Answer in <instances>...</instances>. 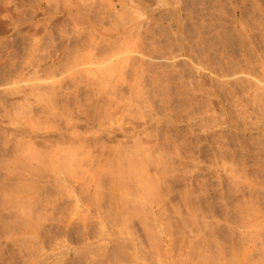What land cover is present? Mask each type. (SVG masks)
Wrapping results in <instances>:
<instances>
[{
    "label": "rangeland",
    "instance_id": "rangeland-1",
    "mask_svg": "<svg viewBox=\"0 0 264 264\" xmlns=\"http://www.w3.org/2000/svg\"><path fill=\"white\" fill-rule=\"evenodd\" d=\"M100 87L102 89H99ZM261 88L264 89V0H0V181H3L0 182V249L6 251L7 256L4 257L22 264L18 251L26 248L32 250L35 257L29 260L34 263L46 259L54 251H60L69 253L65 258L62 256L63 260L76 264L79 258L89 252L101 251L107 252L109 257L113 255V258L118 255L116 259L120 260V264H130L125 260L130 261L131 258L138 260L137 264H203L200 259V239H203L204 233L213 230L211 236L207 235L218 248V264H233V261L234 264H264V90ZM74 89L80 91L81 96L77 99L73 98V95L70 96ZM86 95L91 96L90 101ZM70 103L72 107L90 112L92 120H95L93 115L97 116L95 121L90 120V124L82 125L75 131H81L79 133L87 135L90 139H93L92 136L98 137L102 143L98 142L95 146L91 143L88 152L84 154L76 150V164L63 159L62 167L61 159H55V156L52 159L48 154H45L46 157L51 159L48 157L49 161L46 157L42 158L45 162L43 166L41 161L36 164L37 160L24 158V154L30 152L29 149H34V154L36 152L42 156L46 151L50 155V151H53V155L56 152L66 154L67 148H59L53 143L52 133L55 126H61V122L66 120L67 111L64 112L66 109L62 108ZM178 110L183 112H177ZM165 135L175 140L168 137L167 142L163 143ZM151 137L157 138L164 150H153ZM176 138L178 141L182 139L183 143L179 141L181 146L179 143L177 146V142L172 145L177 141ZM136 139L141 140V143L138 142L141 146L134 150L137 152L134 153L131 144L132 141L136 142ZM50 140L52 143H49ZM29 142L31 143L27 146ZM184 142L191 144L188 146ZM32 143L34 145H31ZM44 144H51V149H47ZM12 145L20 147L14 151L15 156L11 155L13 151L10 152ZM31 146L34 148H29ZM182 146L188 148L183 150ZM26 147L27 153L24 150ZM76 147L77 145L70 146L68 151ZM180 148L185 153V158L182 156L181 159L185 163L180 160ZM56 149L61 151H55ZM122 150H125V153L129 151L132 155L137 154L133 155L137 157L136 163L130 166L128 162L135 160V157L130 159V154L131 156L127 155L129 159H124ZM140 150L141 156L138 154ZM174 150L180 156L176 155ZM179 150L181 152H178ZM189 152L195 155L194 158ZM142 157L144 161L140 160ZM54 159H58L56 164ZM144 163L148 172L142 168L145 167L142 166ZM26 166L31 168L27 170ZM172 168L175 169L171 170ZM155 169L161 170L162 173L158 170L156 172ZM131 173L138 179L149 178L150 175V180L153 179L155 183V177L158 179L159 175L163 180L166 179L164 182L170 187L169 191L172 190L171 193L168 191L169 203L166 202L167 207L163 210L166 214L153 215L158 216L154 219L151 214V218L145 215L150 213L148 208L151 201L147 197L153 189L147 190L149 194L145 195L142 191L135 197L132 190H127V184L135 180ZM63 176L66 181L69 177V182L75 183V188L72 193L68 192L69 195L67 190L71 189L69 190ZM56 186L61 189V192L57 189V194ZM61 186H67V190ZM33 187H39L45 190V193L41 190L39 195ZM181 191H184L183 194ZM188 196L191 199L194 197L192 201H188ZM184 198L187 200L186 204ZM107 201L113 202V205H109ZM188 202L193 205L188 206ZM242 202L243 206H240ZM242 210L247 211L251 217L248 218L245 215L247 212ZM108 216L109 219H106ZM157 218L161 220L158 221ZM19 219L24 224L29 222V226L34 229H17L22 226L19 225ZM6 221L11 227H8L7 233L6 226L4 229L2 227ZM30 229L34 231L30 233ZM250 244H253L252 247ZM198 246H201L200 249ZM121 248L124 252L128 249L127 253L130 255L125 254L130 258H125ZM117 249L123 252L119 250L121 256L119 251L116 252ZM114 251L116 255L113 254ZM98 258L103 261V258ZM98 258L95 259L96 264L100 263Z\"/></svg>",
    "mask_w": 264,
    "mask_h": 264
},
{
    "label": "bare ground",
    "instance_id": "bare-ground-1",
    "mask_svg": "<svg viewBox=\"0 0 264 264\" xmlns=\"http://www.w3.org/2000/svg\"><path fill=\"white\" fill-rule=\"evenodd\" d=\"M30 1V0H29ZM33 2V1H32ZM197 2V1H196ZM252 2V1H251ZM226 4V3H225ZM252 4V3H251ZM254 5H256V3L254 4ZM212 6V5H211ZM196 7H199V6H196ZM246 7V6H245ZM207 8V7H206ZM255 8V7H254ZM194 9V8H193ZM91 10V9H90ZM207 10H208V8H207ZM213 10V9H212ZM219 10H221V9H219ZM95 11V10H94ZM96 12V11H95ZM97 13V12H96ZM196 13V12H195ZM223 13V12H222ZM106 14V13H105ZM113 14V13H112ZM207 14V13H206ZM208 15V14H207ZM101 16V15H100ZM99 17V16H98ZM244 17V16H243ZM96 18V17H95ZM100 19V18H99ZM109 19V18H108ZM133 20V19H132ZM201 20V19H200ZM101 21V20H100ZM130 22V21H129ZM188 24V23H187ZM190 24V23H189ZM6 27V26H5ZM205 27V26H204ZM10 28V27H9ZM247 28V27H246ZM5 29V28H4ZM7 29V28H6ZM160 30V29H159ZM250 30V29H249ZM163 31V30H162ZM251 31V30H250ZM18 32V31H17ZM248 32V31H247ZM246 32V33H247ZM223 33V32H222ZM172 34V33H171ZM187 34V33H186ZM215 34V33H214ZM232 34V33H231ZM251 34V33H250ZM192 35V34H191ZM212 35V34H211ZM159 36V35H158ZM213 36V35H212ZM19 37V36H18ZM149 37V36H148ZM209 37V36H208ZM216 37V36H215ZM11 38V37H10ZM24 39H26V38H24ZM170 39V38H169ZM185 39V38H184ZM188 39V38H187ZM204 39V38H203ZM261 39V38H260ZM11 41V40H10ZM22 41V40H21ZM24 41V40H23ZM28 42V41H27ZM166 42V41H165ZM177 42V41H176ZM33 43H34V41H33ZM150 43V42H149ZM189 43V42H188ZM206 43V42H205ZM29 44V43H28ZM169 44H171V43H169ZM205 45V44H204ZM11 46V45H10ZM198 46V45H197ZM201 46V45H200ZM18 47V46H17ZM32 47V46H31ZM83 47V46H82ZM153 47V46H152ZM205 47V46H204ZM207 47V46H206ZM169 48V47H168ZM186 48V47H185ZM190 48V47H189ZM226 48V47H225ZM34 49V48H33ZM76 49V48H75ZM201 49V48H200ZM220 49V48H219ZM250 49V48H249ZM30 50H31V48H30ZM35 50V49H34ZM65 50H66V48H65ZM219 51V50H218ZM258 53H260V51L258 52ZM156 54V53H155ZM166 55V54H165ZM216 55V54H215ZM158 56V55H157ZM196 56V55H195ZM253 56V55H252ZM222 57V56H221ZM255 57V56H254ZM153 58V57H152ZM245 58V57H244ZM154 59H156V58H154ZM158 59V58H157ZM254 59V58H253ZM31 60V59H30ZM152 60V59H151ZM213 60V59H212ZM215 60V59H214ZM231 60V59H230ZM235 60V59H234ZM255 60V59H254ZM159 61V60H158ZM35 62V61H34ZM39 62V61H38ZM37 62V63H38ZM135 62V61H134ZM197 62V61H196ZM30 63V62H29ZM29 63H27V64H29ZM37 63H36V65H37ZM153 63H155V62H153ZM163 63V62H162ZM167 63V62H166ZM151 64H152V62H151ZM155 65V64H154ZM160 65V64H159ZM171 65V64H170ZM169 66V65H168ZM260 66V65H259ZM119 67H121V65L119 66ZM136 67V66H135ZM132 68V67H131ZM138 68V67H137ZM224 68V67H223ZM196 69V68H195ZM220 69V68H219ZM218 69V70H219ZM236 69V68H235ZM108 70V69H107ZM111 70V69H110ZM161 70V69H160ZM139 71H141V70H139ZM132 72V71H131ZM160 72V71H159ZM159 72H157V73H159ZM165 72H166V70H165ZM262 72V71H261ZM261 72L259 73V74H261ZM138 73V72H137ZM164 73V72H163ZM3 74V73H2ZM1 74V75H2ZM105 74V73H104ZM164 74H166V73H164ZM163 74V75H164ZM257 74V73H256ZM258 74V75H259ZM5 75V74H4ZM141 75V74H140ZM143 75V74H142ZM251 76H252V74H251ZM9 77V76H8ZM103 77V76H102ZM260 77H262V76H260ZM159 78V77H158ZM242 78V77H241ZM240 78V79H241ZM138 79V78H137ZM199 79V78H198ZM87 80V79H86ZM77 81V80H76ZM221 81V80H220ZM227 81H230V80H227ZM251 81V80H250ZM253 81V80H252ZM72 82H73V80H72ZM89 82H91V81H89ZM100 82V81H99ZM256 82V81H255ZM254 82V83H255ZM76 83H78V82H76ZM138 83V82H137ZM143 83V82H142ZM163 83V82H162ZM170 83V82H169ZM168 83V84H169ZM246 83V82H245ZM81 84V83H80ZM200 84V83H199ZM250 84V83H249ZM258 84V83H257ZM188 85V84H187ZM215 85V84H214ZM217 85V84H216ZM225 85V84H224ZM93 86V85H92ZM155 86V85H154ZM178 86V85H177ZM185 86V85H184ZM222 86V85H221ZM226 86H228V85H226ZM43 87V86H42ZM133 87V86H132ZM75 88V87H74ZM92 88V87H91ZM219 88V87H218ZM229 88V87H228ZM232 88V87H231ZM32 89V88H31ZM99 89H102L101 87L99 88ZM170 89V88H169ZM221 89V88H220ZM260 89V88H259ZM262 89V88H261ZM75 90V89H74ZM89 90V89H88ZM106 90V89H105ZM118 90H120V89H118ZM161 90V89H160ZM171 90V89H170ZM173 90V89H172ZM262 90H264V89H262ZM87 91V90H86ZM91 91V90H90ZM89 91V92H90ZM93 91V90H92ZM98 91V90H97ZM173 91H175V90H173ZM217 91H218V89H217ZM216 91V92H217ZM31 92H32V90H31ZM30 92V93H31ZM95 92V91H94ZM135 92V91H134ZM16 94V93H15ZM84 94H86V93H84ZM140 94V93H139ZM144 94V93H143ZM168 94V93H167ZM219 94V93H218ZM257 94V93H256ZM47 95V94H46ZM73 95V96H72ZM80 95V91L79 90H75L74 92H73V94H71L70 96H72L73 98H78V96ZM94 95V94H93ZM92 95V96H93ZM146 95H147V93H146ZM146 95H144V97L146 96ZM254 95V94H253ZM67 96V95H66ZM69 96V97H70ZM81 96V95H80ZM79 96V97H80ZM138 96V95H137ZM155 96V95H154ZM185 96V95H184ZM183 96V97H184ZM262 96H264V95H262ZM83 98H84V95L82 96ZM86 98H89V101H90V95H89V97H88V95H86L85 96ZM107 97H109V96H107ZM149 97V96H148ZM156 97V96H155ZM186 97V96H185ZM201 97V96H200ZM86 98H85V100H86ZM99 98V97H98ZM146 98V97H145ZM55 99V98H54ZM60 99V98H59ZM93 99V98H92ZM101 99V98H100ZM177 99V98H176ZM186 99H187V97H186ZM199 99V98H198ZM261 99V98H260ZM65 100H66V98H65ZM75 100V99H74ZM98 100V99H97ZM178 100V99H177ZM193 100V99H192ZM202 100V99H201ZM249 100V99H248ZM256 100V99H255ZM77 101V100H76ZM76 101L75 102H73V105H74V103H76ZM170 101H171V98H170ZM261 101V100H260ZM54 102V101H53ZM78 102V101H77ZM102 102V101H101ZM195 102V101H194ZM232 102V101H231ZM248 102V101H247ZM56 103V102H55ZM57 103H58V101H57ZM60 103V102H59ZM80 103V102H79ZM187 103H188V101H187ZM196 103V102H195ZM201 103V102H200ZM236 103V102H235ZM252 103V102H251ZM67 104V103H66ZM65 104V105H66ZM164 104V103H163ZM174 104V103H173ZM237 104V103H236ZM11 105V104H10ZM72 105V103H70V105L68 104L66 107H68V106H70V107H68V109L66 108V107H64V108H62V110L64 109H66L64 112H66L67 111V118H66V120L64 119V121H62L61 122V126H55V130H54V133H52L53 135H54V139L52 140L53 141V143L55 144L56 143V145L57 146H59V148H67L66 150H67V152H66V154L64 153V155L61 153V152H56V154L54 153V155H53V151H50L51 152V154L53 155H50V153H47V151L44 153V156H42V155H39V153H37L36 154V152H35V154L33 153V151H34V147L32 148V146L31 147H29V148H31V149H33L32 151L29 149V151L30 152H32L33 154H30V152H28L27 153V151H28V148L26 147V149L24 148V150H25V152L27 153V154H24L25 152H24V150H23V154L24 155H26V156H24V155H22V157L24 156V158H28V159H35V160H37L38 162L36 163V164H38L40 161V164L43 166V164L45 163V162H43L42 161V158H45L46 157V155L48 154L49 156H51V158L53 159V157L56 159V158H58V159H61L62 161H60L61 162V164L64 162L63 161V159L65 160V161H68L69 160V162L70 161H72V162H75L76 160L74 159L75 158V156H78L77 155V153H76V150H78V152H79V150H80V153L81 154H84V153H86V152H88V148L91 146L90 144L92 143H94L93 144V146H95L96 145V143H98L99 142V140H100V138H98V137H93L92 136V138L93 139H90V138H88V136L87 135H85V134H81V133H79V132H81V131H78V133L75 131L77 128H79V127H81L82 125H85V124H90V120H92V119H90V117H91V115L89 116V113H88V111L87 110H81V109H78L77 107H72L73 106ZM77 105V104H76ZM75 105V106H76ZM86 105H88V103H86ZM85 105V106H86ZM90 105V104H89ZM88 105V106H89ZM97 105V104H96ZM79 106V105H78ZM91 106V105H90ZM94 106V105H93ZM111 106V105H110ZM82 107V106H81ZM80 107V108H81ZM95 107V106H94ZM180 107V106H179ZM244 107V106H243ZM12 108V107H11ZM58 108H59V106H58ZM75 108V109H74ZM77 108V109H76ZM91 108H93L92 106H91ZM97 108H99V107H97ZM102 108V107H101ZM109 108V107H108ZM168 108V107H167ZM184 108V107H183ZM86 109H88L87 107H86ZM90 109V108H89ZM95 109V108H94ZM94 109H93V111H94ZM106 109V108H105ZM181 109V108H180ZM262 109V108H261ZM12 110H13V108H12ZM61 110V109H60ZM168 110V109H167ZM173 110V109H172ZM243 110V109H242ZM40 111V110H39ZM42 111V110H41ZM96 111V110H95ZM149 111V110H148ZM240 111V110H239ZM0 112H1V110H0ZM97 112V111H96ZM100 111H98V113H99ZM137 112V111H136ZM177 112H180V113H182L181 111H177ZM51 113H53V112H51ZM131 113V112H130ZM138 113V112H137ZM39 114V113H38ZM135 114V113H134ZM134 114H133V116H134ZM173 114V113H172ZM2 115V114H1ZM0 115V116H1ZM17 115V114H16ZM138 115V114H137ZM140 115V114H139ZM64 116H65V114H64ZM95 116V120H96V114L95 115H93L92 116V118ZM99 116H100V114H99ZM132 116V115H131ZM197 116V115H196ZM8 117V116H7ZM142 117V116H141ZM135 118V117H134ZM133 118V119H134ZM249 118V117H248ZM157 119V118H156ZM163 119V118H162ZM172 119V118H171ZM232 119V118H231ZM94 120V118H93V120L92 121H95ZM175 120V119H174ZM178 120V119H177ZM194 120H195V118H194ZM91 121V122H92ZM167 121V120H166ZM181 121V120H180ZM212 121V120H211ZM201 122V121H200ZM257 122V121H256ZM54 123H55V121H54ZM177 123V122H176ZM190 123V122H189ZM209 123V122H208ZM258 123V122H257ZM237 125V124H236ZM261 125V124H260ZM138 126V125H137ZM240 126V125H239ZM251 126V125H250ZM254 126V125H253ZM188 127V126H187ZM257 127V126H256ZM12 128V127H11ZM10 129V128H9ZM107 129V128H106ZM256 129V128H255ZM79 130V129H78ZM10 131V130H9ZM166 131V130H165ZM183 131V130H182ZM190 132V131H189ZM85 133V132H84ZM132 133V132H131ZM138 133V132H137ZM228 133V132H227ZM3 134V133H2ZM9 134V133H8ZM41 134V133H40ZM109 134V133H108ZM140 134V133H139ZM214 134H216V133H214ZM6 135H7V133H6ZM43 135V134H42ZM138 135V134H137ZM193 135V134H192ZM211 135V134H210ZM259 135V134H258ZM44 136V135H43ZM162 135H160V137H161ZM166 136V137H165ZM164 137H163V139H162V141H164L163 143H166L167 141V139L166 138H168L169 136L168 135H165ZM179 136V135H178ZM233 136V135H232ZM14 137V136H13ZM48 137V136H47ZM90 137V136H89ZM107 137V136H106ZM109 137V136H108ZM139 137V136H138ZM156 137V136H155ZM158 137H159V135H158ZM171 137V136H170ZM169 137V138H170ZM214 137V136H213ZM124 138V137H123ZM134 138V137H133ZM137 138V137H136ZM145 138V137H144ZM154 137H151V139L152 140H150V139H147V141H151L152 142V146L153 147H151V148H154L153 150H164V149H162V147H160L161 146V144H159V141H158V139L157 138H155V139H153ZM168 138V139H169ZM172 138V137H171ZM170 138V139H171ZM184 138V137H183ZM221 138V137H220ZM236 138V137H235ZM3 139V138H2ZM13 139H15V137L13 138ZM36 139V138H35ZM161 139V138H160ZM196 139V138H195ZM6 140H8V139H6ZM18 140V139H17ZM25 140V139H24ZM49 141V143H52V141ZM133 140H135V139H133ZM172 140H175V138H172ZM176 140H177V138H176ZM184 141H185V139H183ZM186 140H187V137H186ZM203 140V139H202ZM255 140V139H254ZM110 141H112L111 139H110ZM162 141L160 142V143H162ZM169 142H170V140H168ZM180 143H183V142H181L182 141V139L180 138ZM179 141L177 140V141H175V142H173V141H171V142H173V144L172 145H176L175 143L177 142V146H178V143H179ZM262 141H264V140H262ZM5 142V141H4ZM18 142H20L19 140H18ZM22 142V141H21ZM32 142V141H31ZM31 142H29V143H27V146H29L30 145V143ZM40 142V141H39ZM101 142V141H100ZM100 142L98 143V144H100ZM133 142V144H131V146H133V148H132V150L134 151H136V149L138 150L139 149V146H141V140H139L138 139V141H137V139H136V142L135 141H132ZM138 142H140L139 144H138ZM187 142V141H186ZM189 142V141H188ZM222 142V141H221ZM255 142H257V140L255 141ZM6 143V142H5ZM23 143V142H22ZM42 143V142H41ZM41 143H40V146H42L41 145ZM102 143V142H101ZM138 144V146H137V144ZM143 143H144V141H143ZM179 143V146H181V144ZM185 143V142H184ZM225 143V142H224ZM262 143H264V142H262ZM21 144V143H20ZM29 144V145H28ZM43 144V143H42ZM59 144V145H58ZM146 144V143H145ZM190 144H191V142L189 143V145L188 144H186L185 143V145H188V146H190ZM259 144V143H258ZM31 145H34L33 143L31 144ZM45 145V147L47 148V149H51V144H44ZM73 145H77V147H76V149H74V150H72V151H68V148L70 147V146H72L73 147ZM103 145V144H102ZM1 146V145H0ZM13 146V145H12ZM19 146V145H18ZM131 146H130V148H131ZM144 146V145H143ZM192 146V145H191ZM11 147V146H10ZM98 147V146H97ZM134 147H137V148H134ZM174 147H176V146H174ZM183 147V146H182ZM181 147V148H182ZM188 148L187 146H184L183 147V150H184V148ZM194 147V146H193ZM199 147H201V146H199ZM204 147V146H203ZM14 148V149H13ZM13 148H12V150H11V148H10V152L12 153V151H13V153L11 154L12 156H15L16 155V149L17 148H20V147H16V145H14L13 146ZM22 148V147H21ZM43 148V147H42ZM94 148V147H93ZM116 148V147H115ZM129 148V147H128ZM144 148V147H143ZM142 148V149H143ZM151 148H149L150 150H151ZM164 148V147H163ZM178 148V147H177ZM180 148V149H181ZM186 148H185V150H186ZM190 148V147H189ZM195 148V147H194ZM198 148V147H197ZM254 148V147H253ZM259 148V147H258ZM44 149V148H43ZM73 149V148H72ZM179 149V148H178ZM255 149V148H254ZM1 150V149H0ZM3 150V149H2ZM5 150V149H4ZM27 150V151H26ZM40 151H43V150H41V149H39ZM61 151L60 149H56L55 151ZM71 150V149H70ZM94 150H96V149H94ZM119 150V149H118ZM126 150V149H125ZM125 150H122V151H124V153L126 152ZM132 150H130V152L132 151ZM149 150V151H150ZM182 150V149H181ZM182 150V152L179 150L178 152H181V153H177V151L176 150H174V151H176L175 152V154L176 155H178V156H180L181 158H180V160L182 159V156L185 154L184 153V151ZM189 150V149H188ZM188 150L186 151L187 152V154H188ZM253 150V149H252ZM15 151V152H14ZM134 151V153H137V152H135ZM152 151V150H151ZM150 151V152H151ZM191 152H192V150H190ZM225 151V150H224ZM239 151V150H238ZM3 152V151H2ZM64 152V151H63ZM98 152H99V150H98ZM108 152V151H107ZM106 152V153H107ZM140 152H141V150L139 151V155H140ZM191 152H189V155H191L192 153ZM15 153V155H13ZM61 153V154H60ZM100 153V152H99ZM110 153V152H109ZM118 153V152H117ZM120 153V152H119ZM124 153L122 154V157L125 159V158H127V159H132L133 157H135L137 154H134L133 152V155H135V156H133L131 153V155H132V157H129V156H127V155H130L129 154V151H128V153H125V156H124ZM154 153V152H153ZM4 154V153H3ZM8 154V153H7ZM43 154V153H42ZM46 154V155H45ZM59 154V155H58ZM90 154V153H89ZM195 154V153H194ZM211 154H212V152H211ZM9 155V154H8ZM10 155V156H11ZM18 155V154H17ZM32 155H34V156H32ZM97 155V154H96ZM99 155H101V153L99 154ZM104 155V154H103ZM130 155V156H131ZM5 156H6V154H5ZM9 156V157H10ZM48 156V157H49ZM85 156H87V155H85ZM120 156V155H119ZM127 156V157H126ZM141 156V155H140ZM144 156V155H143ZM178 156H176V157H178ZM191 156H193V155H191ZM195 156V155H194ZM194 156H193V158H194ZM255 156V155H254ZM262 156H264V155H262ZM48 157H46V159L48 158ZM96 157V156H95ZM94 157V158H95ZM97 157H98V155H97ZM129 157V158H128ZM139 157V156H138ZM148 157V156H147ZM158 157H159V155H158ZM167 157H169V155L167 156ZM166 157V158H167ZM50 158V157H49ZM50 158V159H51ZM136 158L137 157H135V160L134 159H132V161H133V163H132V161L129 163L128 162V164H130V166H131V164H134V162L136 161ZM154 158V157H153ZM163 158V157H162ZM185 158V156H183V159ZM192 158V159H193ZM260 158V157H259ZM54 159V162H55V164H56V162H57V160H55ZM71 159V160H70ZM88 159V158H87ZM139 159V158H138ZM147 159V158H146ZM150 159H151V156H150ZM149 159V160H150ZM173 160H175L174 158H172ZM178 159H179V157H178ZM1 160H3V159H1ZM15 160V159H14ZM47 160H49V159H47ZM109 160V159H108ZM140 160H142V161H144V159H143V157L142 158H140ZM139 160V162H141ZM148 160V159H147ZM171 160V159H170ZM186 160V159H185ZM256 160H257V157H256ZM29 161V160H28ZM50 161V160H49ZM124 161H126V160H124ZM155 161V160H154ZM167 161V160H166ZM182 161V160H181ZM184 161V160H183ZM182 161V162H183ZM187 161V160H186ZM262 161H264V160H262ZM8 162V161H7ZM13 162V161H12ZM145 162H147V161H145ZM152 162V161H151ZM160 162H161V160H160ZM199 162V161H198ZM84 163V162H83ZM126 163V162H125ZM136 163V162H135ZM153 163V162H152ZM177 163H178V161H177ZM184 163H185V161H184ZM200 163V162H199ZM233 163V162H232ZM4 164V163H3ZM39 164V165H40ZM75 164H76V162H75ZM98 164V163H97ZM137 164H139V163H137ZM164 164V163H163ZM167 164V163H166ZM183 164V163H182ZM26 165V164H25ZM46 166H48L47 164H45ZM53 165H54V163H53ZM69 165V164H68ZM84 165V164H83ZM108 165V164H107ZM117 165V164H116ZM142 165V164H141ZM154 165L156 166V164H155V162H154ZM158 165V164H157ZM176 165V164H175ZM228 165V164H227ZM15 166V165H14ZM63 166V164L61 165V167ZM65 166V165H64ZM66 166H67V164H66ZM71 166V164L69 165V167ZM123 166V165H122ZM129 166V165H128ZM128 166H126V167H128ZM142 166H145V167H142L143 168V170H146L147 171V168H146V164L144 163V165H142ZM155 166H153V164H152V167L154 168ZM170 165H168V167H169ZM172 166H174V164L172 165ZM235 166V165H234ZM27 167V166H26ZM78 167V166H77ZM81 167V166H80ZM106 167H108V166H106ZM105 167V168H106ZM113 167V166H112ZM117 167V166H116ZM141 167V166H140ZM139 167V168H140ZM175 167V166H174ZM177 167V166H176ZM194 167V166H193ZM6 168V167H5ZM14 168V167H13ZM28 168H31V167H27V170H28ZM46 168V167H45ZM65 168V167H64ZM146 168V169H145ZM181 168V167H180ZM236 168V167H235ZM8 169V168H7ZM47 169V168H46ZM62 169V168H61ZM66 169V168H65ZM89 169V168H88ZM109 169V168H108ZM120 169H121V167H120ZM150 169H151V167H150ZM173 169H175V168H172L171 170H173ZM178 169V168H177ZM176 169V170H177ZM199 169V168H198ZM244 169V168H243ZM9 170V169H8ZM77 170H78V168H77ZM100 170H102V169H100ZM106 170H107V168H106ZM117 170V169H116ZM137 170V169H136ZM154 170V169H153ZM156 170H158V169H155V171ZM166 170V169H165ZM48 171V170H47ZM47 171H45V172H47ZM51 171H52V168H51ZM66 171V170H65ZM113 171H115V170H113ZM161 172V170H158V172ZM167 171H168V168H167ZM179 171H180V169H179ZM253 171V170H252ZM5 172V171H4ZM16 172H17V170H16ZM30 172V171H29ZM42 172V171H41ZM61 172H63V171H61ZM105 172V171H104ZM117 172V171H116ZM131 172V171H130ZM148 172V171H147ZM157 172V171H156ZM159 172V173H160ZM170 172V171H169ZM187 172V171H186ZM199 172V171H198ZM201 172V171H200ZM247 172V171H246ZM18 173V172H17ZM52 173H53V171H52ZM92 173V172H91ZM94 173H96V172H94ZM101 173V172H100ZM109 173V172H108ZM115 173V172H114ZM123 173V172H122ZM162 173V172H161ZM168 173V172H167ZM180 173V172H179ZM11 174V173H10ZM18 174H20V172L18 173ZM40 174V173H39ZM65 174H67L66 172H65ZM83 174V173H82ZM104 174V173H103ZM107 174V173H106ZM128 174H129V172H128ZM132 174V173H131ZM131 174H130V176H131ZM245 174V173H244ZM44 175H46V174H44ZM44 175H43V177H44ZM47 175H49V173H47ZM92 175V174H91ZM121 176L123 175V174H120ZM125 175V174H124ZM133 175V174H132ZM137 175V174H136ZM142 175V174H141ZM147 175V174H146ZM145 175V176H146ZM187 175V174H186ZM246 175V174H245ZM11 176V175H10ZM83 176V175H82ZM110 176V175H109ZM112 176V175H111ZM137 176H139V174L137 175ZM143 176V175H142ZM141 176V177H142ZM161 175H159V177H160ZM230 176V175H229ZM5 177H6V175H5ZM12 177V176H11ZM41 177H42V175H41ZM46 178L48 177L49 178V176H45ZM59 177V176H58ZM64 177V176H63ZM132 177V176H131ZM140 177V176H139ZM154 177H155V175H154ZM153 176H152V178H154ZM158 177V179L155 177V181H156V183L155 182H153L154 180L153 179H151L150 180V175H149V178H143V179H138V177H136V178H134V175H133V177L132 178H134L135 180L134 181H131L130 183H128L127 184V190L129 189V190H132L133 191V195H135V197L136 196H139V193L141 192L142 193V191L143 192H145V195L146 194H149L148 193V191L151 189H153L152 191H151V193H150V195H151V197H147V199H149L150 201H151V206H150V208H148L149 210H148V212H150V213H147V214H145V215H148V216H150V218L153 216V215H159V213H160V215H162L161 213H165L166 214V211H164L163 212V210H165V207H167L166 205H167V203H169L167 200H169V199H167L168 198V196H170V193L172 192V190H171V192L169 191L170 190V187H168V184L166 185V183L167 182H164V180H166V179H164L163 180V177H160L159 178ZM178 177V176H177ZM179 177H180V175H179ZM1 178V177H0ZM10 178V177H9ZM21 178V177H20ZM65 178V177H64ZM64 178H62V180H64ZM71 179H72V177H70ZM107 178V177H106ZM110 178V177H109ZM204 178V177H203ZM202 178V179H203ZM245 178V177H244ZM251 178V177H250ZM249 178V179H250ZM7 179H8V177H7ZM52 179V178H51ZM69 179V177L67 178V181H66V178H65V181H66V183H67V186H69L68 188H69V190L70 191H68L67 190V186H66V188H63V186H61L63 189H65V190H67V194L69 195V193L71 192L72 193V191L74 190V188H75V183H70L69 181L70 180H68ZM116 179V178H115ZM157 179V180H156ZM169 179H171V178H169ZM179 179V178H178ZM4 180V179H3ZM14 180V179H13ZM26 180V179H25ZM58 180H60V179H58ZM124 180V179H123ZM153 180V181H152ZM172 180V179H171ZM180 180H182V177L180 178ZM239 180V179H238ZM2 181V180H1ZM0 181V182H1ZM27 181V180H26ZM49 181H50V179H49ZM64 181V182H65ZM73 181V180H72ZM113 181V180H112ZM111 181V182H112ZM121 181V180H120ZM127 181H129V180H127ZM153 182V185H154V183H155V186H151V184H152V182ZM179 181V180H178ZM3 182V181H2ZM24 182V181H23ZM38 182V181H37ZM57 182V181H56ZM63 182V181H62ZM86 182V181H85ZM103 182V181H102ZM109 182V181H108ZM147 182H149L148 183V185H146V183ZM169 182V181H168ZM185 182H186V180H185ZM50 183H52V182H50ZM96 183V182H95ZM105 183V182H104ZM122 183V182H121ZM179 183V182H178ZM245 183V182H244ZM247 183V182H246ZM5 184V183H4ZM62 184V183H61ZM172 184V183H171ZM175 183H173V185H174ZM185 184V183H184ZM254 184V183H253ZM261 184V183H260ZM2 185V184H1ZM9 185V184H8ZM18 185V184H17ZM58 185H59V181H58ZM65 185V184H64ZM172 185V186H173ZM177 185V184H176ZM183 185V184H182ZM247 185V184H246ZM245 185V186H246ZM42 186V185H41ZM41 186H39V187H41ZM228 186V185H227ZM232 186V185H231ZM4 187V186H3ZM39 187H37V189H35L34 187H33V189H35L36 190V192L39 194V195H41V190L42 189H40ZM59 187V186H58ZM146 187H148V188H146ZM226 187V186H225ZM235 187V186H234ZM237 187V186H236ZM249 187V186H248ZM5 189H6V185H5V187H4ZM7 188H8V186H7ZM43 188V187H42ZM115 188V187H114ZM186 188H188V187H186ZM228 188V187H227ZM250 188V187H249ZM251 188H253V187H251ZM14 190H15V187L13 188ZM29 189V188H28ZM43 189H46V187H44ZM57 186H56V194H57ZM62 189V190H63ZM80 189V188H79ZM145 189V190H144ZM173 189H175V186H174V188ZM190 189V188H189ZM239 189V188H238ZM243 189V188H242ZM34 190V191H35ZM47 190V189H46ZM58 190H60V192H61V189H58ZM64 190V191H65ZM119 190V189H118ZM127 190H125L124 189V191H126V193H127ZM148 190V191H147ZM181 190V189H180ZM187 190V189H186ZM225 190V189H224ZM237 190V189H236ZM244 190V189H243ZM252 190V189H251ZM261 190V189H260ZM25 190H23V192H24ZM27 191V190H26ZM43 191H45V190H42V192ZM54 191H55V189H54ZM53 191V192H54ZM170 193H169V192ZM178 191V190H177ZM189 191V190H188ZM187 191V192H188ZM226 191V190H225ZM52 191H50V193H53ZM69 192V193H68ZM110 192V191H109ZM147 192V193H146ZM176 192V191H175ZM182 192V191H181ZM184 192V191H183ZM183 192H182V194H183ZM190 192V191H189ZM236 192V191H235ZM238 192V191H237ZM262 192V191H261ZM22 193V192H21ZM36 193V194H37ZM43 193H45V192H43ZM46 193H48L47 191H46ZM79 193V192H78ZM168 193H169V195H168ZM227 193V192H226ZM230 193H231V191H230ZM252 193V192H251ZM37 194V195H38ZM61 194V193H60ZM81 194V193H80ZM111 194H113V193H111ZM110 194V195H111ZM129 194V193H128ZM173 194H174V192H173ZM177 194V193H176ZM188 194V193H187ZM190 194V193H189ZM192 194V193H191ZM236 194H238V193H236ZM50 195V194H49ZM48 195V196H49ZM72 195V194H71ZM107 195H109V194H107ZM119 195V194H118ZM145 195H143V197L145 196ZM181 195V194H180ZM185 195V194H184ZM183 195V196H184ZM232 195V194H231ZM247 195V194H246ZM46 197H48L47 195H45ZM75 196V195H74ZM93 196H96V195H93ZM142 196V195H141ZM233 196H234V193H233ZM242 196V195H241ZM41 197V196H40ZM39 197V198H40ZM85 197V196H84ZM123 197V196H122ZM146 197V196H145ZM262 197V196H261ZM93 198V197H92ZM130 198H132V197H130ZM133 198H134V196H133ZM132 198V199H133ZM139 198H141V197H139ZM151 198V199H150ZM170 198V197H169ZM188 198H190L189 196H188ZM194 198V197H193ZM192 198V199H193ZM222 198V197H221ZM254 198V197H253ZM4 199H6V198H4ZM44 199V198H43ZM46 199V198H45ZM52 199V198H51ZM57 199V198H56ZM113 199V198H112ZM185 199V204H186V202H187V200H186V198H184ZM191 199V198H190ZM188 200L189 202L190 201H192V199L191 200ZM207 199V198H206ZM226 199V198H225ZM229 199V198H228ZM7 200V199H6ZM23 200V199H22ZM198 200V199H197ZM196 200V201H197ZM216 200V199H215ZM256 200V199H255ZM52 202H54L53 200H51ZM59 201V199L57 200V202ZM76 201H77V198H76ZM105 201V200H104ZM110 201V200H109ZM113 201V200H112ZM124 201V200H123ZM148 201V200H147ZM195 201V200H194ZM213 201H214V199H213ZM221 201H223V200H221ZM227 201V200H226ZM241 201V200H240ZM243 201H244V199H243ZM254 201V200H253ZM9 202V201H8ZM27 202V201H26ZM25 202V204H27ZM49 202H50V200H49ZM69 202V201H68ZM102 202V201H101ZM167 202V203H166ZM188 202V206H189V204H190V207L193 205H191V203H189ZM224 202V201H223ZM247 202V201H246ZM248 202H250V200L248 201ZM2 203V202H1ZM1 203H0V205H1ZM6 203H7V201H6ZM34 203V202H33ZM86 203V202H85ZM107 203H108V201H107ZM110 203V202H109ZM108 203V204H109ZM113 203V202H112ZM112 203H110V204H112ZM133 203H134V201L132 202V205H133ZM136 203V202H135ZM200 203V202H199ZM245 203V202H244ZM253 203V202H252ZM252 203H250V204H252ZM4 204V203H3ZM11 204V203H10ZM24 204V205H25ZM50 204V203H49ZM52 204H55V203H52ZM51 204V205H52ZM64 204H66V203H64ZM109 204V205H110ZM184 204V203H183ZM184 204V205H185ZM198 204V203H197ZM221 204H222V202H221ZM224 204V203H223ZM237 204V203H236ZM14 205V204H13ZM22 205H23V203H22ZM29 205V204H28ZM50 205V206H51ZM56 205V204H55ZM54 205V206H55ZM108 205V206H109ZM113 205V204H112ZM148 205V204H147ZM149 205H150V203H149ZM149 205H148V207H149ZM169 205V204H168ZM172 205V204H171ZM240 206L242 205L243 206V202L241 203V204H239ZM246 205H248V204H246ZM256 205V204H255ZM47 206V205H46ZM115 206V205H114ZM142 206V205H141ZM145 206V205H144ZM170 206V205H169ZM186 206V205H185ZM198 206V205H197ZM213 206V205H212ZM238 206V205H237ZM245 206V205H244ZM250 206V205H249ZM52 207V206H51ZM56 207V206H55ZM143 207V206H142ZM173 207V206H172ZM235 207H236V205H235ZM260 207V206H259ZM258 207V208H259ZM262 207V206H261ZM42 208V207H41ZM99 208V207H98ZM136 208V207H135ZM146 208V207H145ZM189 208V207H188ZM197 208V207H196ZM243 208V207H242ZM6 209V208H5ZM109 209H111V207L109 206ZM128 209V208H127ZM192 209V208H191ZM262 209V208H261ZM260 209V210H261ZM14 210V209H13ZM24 210V209H23ZM189 210V209H188ZM195 210V209H194ZM12 211V210H11ZM111 211V210H110ZM119 211H120V209H119ZM122 211H124V209H122ZM139 211V210H138ZM224 211V210H223ZM226 211V210H225ZM229 212H230V209L228 210ZM240 211H241V209H240ZM243 211V210H242ZM5 212V211H4ZM58 212V211H57ZM109 211H107V213H108ZM135 212L136 211H134V214H135ZM244 213L245 212H247V211H243ZM62 213V212H61ZM111 213V212H110ZM123 213V212H122ZM126 213V212H125ZM187 213V212H186ZM190 213V212H189ZM196 213V212H195ZM202 213V212H201ZM205 213V212H204ZM204 213H203V215H204ZM241 213V212H240ZM8 214V213H7ZM29 214V212L27 213V215ZM44 214V213H43ZM63 214V213H62ZM119 214H121V212H119ZM128 214H129V212H128ZM132 214V213H131ZM152 216H151V215ZM192 214V213H191ZM194 214V213H193ZM243 214V213H242ZM250 214V213H249ZM252 214V213H251ZM250 214V215H251ZM259 214V213H258ZM17 215H19V216H21L20 214H17ZM24 215H26V214H24ZM26 215V216H27ZM46 215V214H45ZM196 215V214H195ZM202 215V214H201ZM206 215V214H205ZM204 215V216H205ZM209 215V214H208ZM229 215V214H228ZM239 215H241V214H239ZM245 215L248 217V218H250L251 216H249L248 215V212L247 213H245ZM245 215L243 216V217H245ZM255 215H257V214H255ZM47 216V215H46ZM112 216V215H111ZM126 216V215H125ZM188 216H189V214H188ZM227 216V215H226ZM258 216V215H257ZM121 217H122V215H121ZM128 217V216H127ZM156 217H158V216H156ZM156 217H152L153 219L154 218H156ZM198 217V216H197ZM196 217V218H197ZM224 217V216H223ZM15 218V217H14ZM47 218V217H46ZM106 218V217H105ZM112 218H113V216H112ZM126 218V217H125ZM160 218H162V217H160ZM166 218V217H165ZM188 218H190V217H188ZM195 218V217H194ZM202 218L204 219V217L202 216ZM225 218V217H224ZM246 218V217H245ZM253 218V217H252ZM255 218V217H254ZM106 219H109V216H108V218H106ZM122 219V218H121ZM158 219V218H157ZM163 219V218H162ZM199 219V218H198ZM202 219V220H203ZM223 219V218H222ZM32 220V219H31ZM50 220V219H49ZM53 220V219H52ZM105 220V219H104ZM111 220V219H110ZM161 220V219H160ZM159 219H158V221H160ZM175 220V219H174ZM186 220H187V218H186ZM188 220H191V219H188ZM225 220H227V219H225ZM224 220V221H225ZM229 220V219H228ZM240 220L242 221V216H240ZM26 220H24V222H25ZM101 221V220H100ZM107 221V220H106ZM124 221H126V220H124ZM205 221V220H204ZM231 220H229V222H230ZM258 221H260V220H258ZM31 222V221H30ZM48 222H50V221H48ZM203 222V221H202ZM229 222H226V223H229ZM233 222V221H232ZM231 222V223H232ZM235 222V221H234ZM12 223V222H11ZM11 223H10V225H11ZM16 223V222H15ZM19 225H22L21 227H19V228H17V229H20V228H22L24 231L25 230H27V229H29V228H32V227H30L29 226V222H25L26 224H24L23 223V221L22 220H20L19 219ZM41 223V222H40ZM52 223V222H51ZM101 223H103V222H101ZM136 223V222H135ZM141 223V222H140ZM159 223V222H158ZM167 223V222H166ZM213 223V222H212ZM259 223V222H258ZM262 223H264V222H262ZM261 223V224H262ZM9 222H4L3 223V225H2V227H3V229L5 228V226H6V230H5V232L7 233L8 232V227H10L9 225ZM13 224V223H12ZM130 224V223H129ZM143 224V223H142ZM147 224V223H146ZM159 224H161V222L159 223ZM195 224V223H194ZM211 224V223H210ZM234 224V226H235V223H233ZM31 225H32V223H31ZM149 225V224H148ZM183 225V224H182ZM207 225V224H206ZM205 225V226H206ZM209 225V224H208ZM161 226V225H160ZM190 226H191V224H190ZM219 226H220V224H219ZM231 226V225H230ZM17 227V226H16ZM146 227V226H145ZM193 227V226H192ZM217 227H218V225H217ZM11 228V227H10ZM142 228V227H141ZM144 228V227H143ZM158 228V227H157ZM165 228H166V226H165ZM200 228V227H199ZM202 228V227H201ZM206 228H207V226H206ZM210 228V227H209ZM208 228V229H209ZM213 228V227H212ZM227 228V227H226ZM231 228V227H230ZM238 228H242V227H238ZM32 229H34V228H32ZM38 229H40V228H38ZM83 229V228H82ZM186 229V228H185ZM211 229V228H210ZM209 229V230H210ZM223 229V228H222ZM232 229V228H231ZM242 229H244V228H242ZM247 228H245L244 230H246ZM11 230V229H10ZM15 230V229H14ZM31 230V229H30ZM29 230V232L31 233V232H33L34 230H31L30 231ZM157 230V229H156ZM166 230V229H165ZM230 230V229H229ZM244 230H242V231H244ZM22 231V230H21ZM155 231V230H154ZM198 231V230H197ZM200 231H202V230H200ZM199 231V232H200ZM213 230H211V232H212ZM217 231V230H216ZM215 231V232H216ZM228 231V230H227ZM17 232H20V231H17ZM27 232V231H26ZM211 232H207V234H209L210 235V233ZM214 232V233H215ZM219 232V231H218ZM221 232H223V231H221ZM247 232V231H246ZM246 232H244V233H246ZM250 232V231H249ZM248 232V233H249ZM25 233V232H24ZM29 233V234H30ZM36 233V232H35ZM40 233V232H39ZM62 233V232H61ZM143 233V232H142ZM149 233V232H148ZM154 233V232H153ZM197 233V232H196ZM220 233V232H219ZM2 234H4V235H6L5 233H2ZM133 234V233H132ZM135 234V233H134ZM155 234V233H154ZM199 234V233H198ZM207 234H203V239H200V240H202L201 241V246H202V249H200V247L201 246H198L199 248L198 249H200L201 250V252H202V256H201V258L200 259H202V263L203 264H218V262H219V255H217L218 254V250H216V249H218V248H216L217 246H216V243L213 245L212 244V241L210 240V238H209V235H207ZM225 234V233H224ZM16 235V234H15ZM36 235V234H35ZM126 235V234H125ZM124 235V236H125ZM145 235V234H144ZM152 235V234H151ZM159 235V234H158ZM185 235V234H184ZM194 235V234H193ZM196 235V234H195ZM235 235V234H234ZM19 236V235H18ZM28 236V235H27ZM31 236V235H30ZM80 236V235H79ZM120 236V235H119ZM155 236V235H154ZM201 236H202V234H201ZM211 236V235H210ZM246 236V235H245ZM248 236V235H247ZM256 236V235H255ZM3 237V236H2ZM15 237V236H14ZM20 237V236H19ZM70 237V236H69ZM134 237V236H133ZM197 237V236H196ZM214 239H215V237L214 236H212ZM217 237H219V236H217ZM221 237V236H220ZM226 237V236H225ZM239 237V236H238ZM251 237V236H250ZM3 238H5V237H3ZM20 238H22V237H20ZM50 238V237H49ZM75 238V237H74ZM137 238V237H136ZM151 238V237H150ZM194 238V237H193ZM198 238H200V236L198 237ZM246 238V237H245ZM245 238H243V239H245ZM17 239V238H16ZM31 238L29 237V240H30ZM144 239V238H143ZM161 239V238H160ZM196 239V238H195ZM238 239V238H237ZM241 239V238H240ZM239 239V241H241ZM242 239V241H244ZM251 239V238H250ZM259 239V238H258ZM0 240H1V238H0ZM28 240V241H29ZM51 240V239H50ZM199 240V241H200ZM231 239H229V241H230ZM247 240V239H246ZM2 241V240H1ZM1 241H0V244H1ZM17 241V240H16ZM21 241V240H20ZM62 241V240H61ZM132 241H134L133 239H132ZM216 241H218V239L216 240ZM238 241V240H237ZM236 241V242H237ZM241 241V242H242ZM251 241H253V238H252V240ZM18 242V241H17ZM115 242V241H114ZM117 242V241H116ZM139 242H140V240H139ZM148 242V241H147ZM187 242V241H186ZM195 242H197L196 240H195ZM220 242V240L218 241V243ZM248 242V241H247ZM247 242H245V245H246V243ZM260 242V241H259ZM16 243V242H15ZM21 243H22V241H21ZM30 243V242H29ZM78 243V242H77ZM105 243V242H104ZM127 243V242H126ZM161 243V242H160ZM221 243V242H220ZM219 243V244H220ZM244 243V242H243ZM256 243H258V241L256 242ZM31 244V243H30ZM29 244V245H30ZM46 244V243H45ZM103 244V243H102ZM130 244H131V242H130ZM135 244V243H134ZM141 244V243H140ZM139 244V246H142V245H140ZM193 244V243H192ZM195 244V243H194ZM197 244H199L198 242H197ZM218 244V245H219ZM262 244H264V243H262ZM16 245H19V244H17L16 243ZM23 245V244H22ZM118 245V244H117ZM116 245V246H117ZM132 245V244H131ZM221 245V244H220ZM220 245H219V247H220ZM229 245H231V244H229ZM234 245V244H233ZM240 245L242 246V244L240 243ZM245 245H243L244 247H245ZM253 245V244H252ZM252 245L250 244V246L252 247ZM1 246V245H0ZM21 246V245H20ZM34 246V245H33ZM37 246V245H36ZM53 246H54V244H53ZM122 246V245H121ZM247 246V245H246ZM255 246V245H254ZM254 246H253V248H254ZM260 246V245H259ZM2 247V246H1ZM4 247V246H3ZM19 247V246H18ZM24 247V246H23ZM90 247V246H89ZM93 247V246H92ZM114 247V246H113ZM133 247V246H132ZM192 247V246H191ZM214 247V248H213ZM244 247H242V248H244ZM257 247H258V245H257ZM32 248V247H31ZM38 248V247H37ZM47 248V247H46ZM51 248V247H50ZM117 248V247H116ZM119 248V247H118ZM194 248H195V246H194ZM220 248H222V245H221V247ZM234 248V247H233ZM238 248L240 249L241 247H239L238 246ZM35 249H36V247H35ZM34 249V250H35ZM74 249V248H73ZM77 249V248H76ZM91 249V248H90ZM93 249V248H92ZM97 249V248H96ZM115 249V248H114ZM134 249V248H133ZM140 249V248H139ZM139 249H138V251H139ZM223 249V248H222ZM246 250L245 251H247V247L245 248ZM257 249V248H256ZM261 249V248H260ZM33 250V251H34ZM37 250V249H36ZM38 250H40L41 251V249H38ZM95 250V249H94ZM120 250V249H119ZM118 249L116 250V252L117 251H119ZM121 250L123 251V249L121 248ZM120 250V251H121ZM128 250V249H127ZM127 250L125 249V251L126 252H122L121 251V253H123L124 255H125V258H127V256L128 255H130V254H128L127 253ZM135 250V249H134ZM156 250V249H155ZM200 250H198L199 252H200ZM235 250V249H234ZM237 250V249H236ZM242 250V249H241ZM244 250V249H243ZM259 250V249H258ZM262 250V249H261ZM57 251V250H56ZM59 251V250H58ZM88 251V250H87ZM97 251V250H96ZM99 251V250H98ZM112 252H113V249L111 250ZM120 251L118 252L119 254H120ZM131 251H133V250H131ZM228 251H229V249H228ZM256 251V250H255ZM260 251V250H259ZM35 252V251H34ZM116 252L114 251V253L113 254H115L116 255ZM222 252V251H221ZM231 252V251H230ZM229 252V254H231ZM244 252V251H243ZM261 252V251H260ZM6 253V251L4 250V249H0V264H19V263H17L16 261H14L13 259L11 260L9 257H7V259L4 257V255H6L5 254ZM41 253V252H40ZM39 253V254H40ZM46 253V252H45ZM82 253V252H81ZM88 253V252H87ZM109 253H111L110 251H109ZM125 253H127V254H125ZM129 253H130V251H129ZM135 253V252H134ZM137 253V252H136ZM135 253V254H136ZM165 253V252H164ZM217 253V254H216ZM251 252H249V254H250ZM257 253V252H256ZM69 253L68 252H52V253H50L48 256H47V254H45L47 257H46V259H44L43 257V259L44 260H42V261H40V262H36V263H34V261L33 262H31L29 259H33L35 256L33 255V252H32V250H30V249H26V248H24V249H21V250H19L18 251V258L21 260V262L20 263H22V264H49V263H51V264H74V262L72 263V262H66L65 260H63V258H62V256L64 257L65 255L67 256ZM135 254H133L134 256H135ZM162 254V253H161ZM200 254V253H199ZM226 254H227V252H226ZM247 254V253H246ZM122 254H120L119 256H121ZM139 255V254H138ZM163 255V254H162ZM167 255V254H166ZM179 255V254H178ZM201 255V254H200ZM7 256V255H6ZM60 257L59 259L57 258V257ZM79 256H81V255H79ZM108 256V257H107ZM118 255H116V256H114V257H116V258H118L117 257ZM137 256V255H136ZM198 256V255H197ZM223 256V255H222ZM228 256V255H227ZM227 256L225 257V258H227ZM77 257V256H76ZM83 258H79V260H78V262L76 263V264H96L95 263V259L96 258H98V257H100L101 259L103 258V261L102 260H99V258H98V261H100V263L99 264H120L119 263V261H117V259L116 258H113V255L111 256L110 255V257H109V255L107 254V252H89V254L87 255L86 254V256L84 255V256H82ZM112 257V258H111ZM131 257H132V253H131ZM183 257V256H182ZM221 257V256H220ZM248 257V256H247ZM252 257H253V255H252ZM9 258V259H8ZM57 258V259H56ZM65 258V257H64ZM71 259H72V257H70ZM74 258V257H73ZM128 258H130V256H128ZM155 258V257H154ZM186 258V257H185ZM222 258V257H221ZM232 258V257H231ZM249 258V257H248ZM256 258V257H255ZM262 258H264V257H262ZM48 259L50 260L51 259V261H48ZM76 259V258H75ZM82 259V260H81ZM112 259V260H111ZM114 259H116L115 261H114ZM120 259H121V257H120ZM123 259V258H122ZM236 259H237V257H236ZM241 259V258H240ZM245 260H246V258H244ZM74 260V259H73ZM123 260H125V259H123ZM122 260V261H123ZM222 260V259H221ZM228 260H229V257H228ZM239 260V259H238ZM237 260V261H238ZM252 260V259H251ZM254 260V259H253ZM97 261V262H98ZM126 262H130V264H137V261H135V258H131V260L130 261H127V260H125ZM226 261V260H225ZM236 261V262H237ZM240 261V260H239ZM238 261V262H239ZM244 261V260H243ZM242 261V262H243ZM247 261V260H246ZM139 262V261H138ZM159 262V261H158ZM247 262H249V261H247ZM254 262H255V260H254ZM257 262V261H256ZM220 263H222L221 261H220ZM250 263H251V261H250ZM259 262H257V264H258ZM165 264V263H164ZM226 264V263H225ZM233 264H234V261H233ZM238 264V263H237Z\"/></svg>",
    "mask_w": 264,
    "mask_h": 264
}]
</instances>
